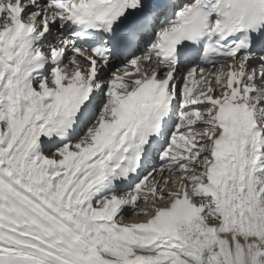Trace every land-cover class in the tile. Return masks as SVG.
Masks as SVG:
<instances>
[{"label": "snow or ice", "instance_id": "obj_1", "mask_svg": "<svg viewBox=\"0 0 264 264\" xmlns=\"http://www.w3.org/2000/svg\"><path fill=\"white\" fill-rule=\"evenodd\" d=\"M0 264H264V0H0Z\"/></svg>", "mask_w": 264, "mask_h": 264}, {"label": "bare ground", "instance_id": "obj_2", "mask_svg": "<svg viewBox=\"0 0 264 264\" xmlns=\"http://www.w3.org/2000/svg\"><path fill=\"white\" fill-rule=\"evenodd\" d=\"M142 219L146 220V219H147V217H143Z\"/></svg>", "mask_w": 264, "mask_h": 264}]
</instances>
